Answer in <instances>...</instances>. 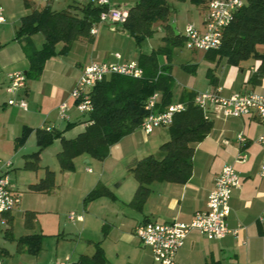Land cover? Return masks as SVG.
Returning a JSON list of instances; mask_svg holds the SVG:
<instances>
[{
  "label": "crops",
  "instance_id": "1",
  "mask_svg": "<svg viewBox=\"0 0 264 264\" xmlns=\"http://www.w3.org/2000/svg\"><path fill=\"white\" fill-rule=\"evenodd\" d=\"M136 1L137 0H110V4L113 7L128 9ZM16 2L18 3V0H0L6 15V21L0 25V27L8 25L7 23L11 22V19L12 24L18 22L19 25L21 16L29 11V9L26 8L24 14H22L19 9H17L18 11L16 12L8 11V6L11 5V3V6H13ZM67 5L68 2H66L65 7H67ZM186 5L185 11H180L176 7L172 9L168 17V23L175 34L183 35L186 23H193L200 29L203 27L205 9L203 14L200 15L196 13L198 6L194 4ZM192 7H195V10ZM105 23L110 26L109 29H111V31L108 30L107 26L104 27ZM159 23L160 31L166 34L167 30L165 28V23H161L160 21ZM117 25L118 23H100V31L97 30V33L92 35V52L89 55H80L81 52L79 51V54L69 55V53H67L50 58L45 63L42 75L38 80H34L32 83L30 80H27L24 87H20L14 92H8L7 87L10 85L9 74L15 72L24 73L28 68V60L22 51L21 45L17 40H14L13 37L12 40L16 42L15 56L13 55V59L7 62L8 64L11 62L10 64L12 66L7 67L8 70L3 73V76L0 78V91L2 93V97L0 98V100H2V105L0 107L4 110L3 116H8L6 113L13 112H7L10 106L17 107V105L8 104L6 100L12 96L17 100L24 99V94H29L28 98L31 99L32 104L38 107V113L41 114L43 105L42 99L38 101V94L44 90L43 87L45 84H49V87H51L48 97L55 99L56 103H54L53 108H51L46 115L44 114V117L37 118V124L30 123V118H27L26 112L20 118L14 115L18 123H13L15 120L13 122L9 121L6 131L9 140L8 144H10L11 147L22 132V126L32 128V133L36 136V128H44V126L50 125L58 130H63L67 123L79 122L63 132V136L66 138H73L84 130L86 123L81 121L85 117V114L79 113L74 108H71L69 111V120L60 119L59 121H51L52 119L48 120V118H52L55 112L58 111V106L62 102L71 103L69 93L78 80L82 68L84 65L88 64L89 61H95L94 59L96 58L99 59L100 62L116 61L117 59L113 55L115 52L120 53L121 60L138 61L137 58L139 54L144 53L139 50V54L136 56V45L134 46L131 42L129 43L133 50L130 48L128 51L122 47H116V44L112 43L117 40L116 36L118 35H120V37L123 35L127 36L125 31L116 33ZM99 32L100 35L98 36ZM13 34L15 35V31ZM35 37L34 35L33 39ZM84 40L85 38L76 40L72 48L75 47L76 49ZM0 45L5 46L1 43V40ZM159 46L164 45L162 43ZM159 46L153 47L152 49H156ZM256 46L258 49V44ZM262 50L264 52V49ZM194 51L195 53L198 52V50ZM202 55L203 54H201V56ZM202 58H204V55ZM204 59L207 61V70L205 73H202L199 81L197 80L198 68L193 70V74L187 77L182 76L183 78H180V81L176 79L180 82L178 83L175 80L174 67H171L174 84H178V91L180 93L178 97H175V85L173 84L172 95L174 96L170 104L182 103L180 98L183 92H197L216 87L220 88V93L223 96H229L232 93L241 91H254L264 94V76L257 84L249 81L250 77L257 72L261 64L260 59L250 58L241 61L238 66L227 63L224 58L212 61L206 58ZM17 61L20 62V67L18 65H13V63ZM208 69H211L217 78V86L210 84L207 75ZM178 76L180 77V75ZM10 116L8 117L10 118ZM208 116L212 120L213 126L208 135L202 141L195 144L192 157V175L187 182H152L150 193L141 209H137L130 204L134 193L132 194L129 191L128 193L126 192L125 195L122 193H113L115 198H112L113 204L111 210L115 216V221L113 223V228L117 231L115 240L117 243L123 242L126 248H130V251L134 255V264H146L147 255H149L151 259L150 263H154L150 248L144 246L135 236V226L146 220L157 222L173 220L178 222L190 221L195 212L206 208L208 194L213 188L215 177L226 163L234 164L241 179L240 187L234 189L230 195V213L227 218V223L231 229L239 227H241V229L238 231L237 236L229 233L220 239L212 240L206 238L199 230H191L183 246L176 253V264H264V178L259 173L260 164L264 157V144H259L255 141L264 131V121H261L253 115L243 117L226 116L222 113L221 108L216 105L209 106ZM160 128L161 127L155 128L151 133ZM164 128L166 129L168 127ZM137 131H141L144 136L143 139L140 137V134H136ZM151 133H146L141 127H138L132 133L122 137L117 143L113 144L110 147L109 155L104 160H100V179L94 181L92 185H96L98 182L101 183L102 180H104L103 176L106 172L114 173L115 170H119L123 167L128 168V165L138 159L137 154L144 153L147 150L144 147V143L147 142V136ZM240 133L247 138V142L245 146H243L246 159L238 162L235 161V158L237 152L240 150V145L237 140V136ZM51 145L57 150V153L61 150L60 139H55ZM23 149L25 148L23 147ZM16 153V151L13 152L12 150L10 152L0 153L1 158L9 159L12 162V166L8 171V176L12 189L19 195L18 205L7 214L6 221L3 222L6 224L5 230L8 227L13 229L15 216H18L21 223L19 235H15L13 232L11 236L19 237L31 233L43 235L42 247L39 253L30 254L25 250L20 252L17 251V264H59L62 262L71 264L76 262L80 255H92L95 252L96 242L94 243L91 235H88L90 237H81V239L78 237L76 241L72 240L74 238L72 237V232L69 231L70 226L65 224L57 211L59 209L58 204H53V207H51L49 195H51L55 188L53 187L49 191H35L29 188L31 183L37 182L45 176L49 166L47 165L44 171L45 173L37 171L34 175H29L28 179H21L19 176L16 177L15 171L16 168H21V164L24 165L27 154L19 156L18 165L12 161ZM43 155V153L40 155L41 159H43ZM81 157L84 158V162H89L93 159L85 155ZM14 177L15 179H13ZM103 185L107 186V182L105 181ZM26 193L32 195L31 197L37 198L33 199L29 198V196L23 197ZM23 204L24 209L21 210ZM27 210L35 212L34 219L29 225L25 223V212ZM69 214L67 215L68 221L80 223L81 233L79 234L80 236L83 235L87 227V223L85 224V216L80 213H75L76 215H81L82 219L70 220L68 217ZM9 219H11V224L7 221ZM109 234L110 231L107 236H109ZM48 237L55 241L54 251L50 254L46 253L48 251L45 252V248L43 247V243ZM46 244L47 243H45V245ZM141 244L144 246V249L147 248V252L145 251L143 253V249L141 251ZM2 248L10 254L11 251L8 247ZM103 250L106 256V250L104 248ZM130 251L127 250V252L131 254ZM11 258H15L12 253L10 254L8 262ZM107 263L108 259L106 264ZM0 264H3V262L0 261Z\"/></svg>",
  "mask_w": 264,
  "mask_h": 264
},
{
  "label": "trees",
  "instance_id": "2",
  "mask_svg": "<svg viewBox=\"0 0 264 264\" xmlns=\"http://www.w3.org/2000/svg\"><path fill=\"white\" fill-rule=\"evenodd\" d=\"M65 8L55 9L51 2L41 7L32 6L29 0H23L29 9L20 18L15 30L17 40L28 60V68L24 71L27 79H38L50 58L67 54L72 44L80 38L93 40L90 33L92 25L98 21L99 15L107 7L99 6L91 1L68 0ZM186 1V0H181ZM195 6L206 8L209 0H187ZM244 3L233 14L231 22L224 27L221 44L217 49L205 51V58L212 61L224 58L227 63L238 66L241 61L250 58L260 59L261 64L249 81L257 84L264 76V53L256 50L257 44L264 43V0H243ZM172 7L168 0H137L128 8L126 19L121 23L122 29L130 35L137 45L154 32L153 24L157 21L165 23L167 30L163 37L166 46H159L150 53H140L138 63L144 74L140 78L111 74L100 80L91 90L93 110L81 122L86 123L83 131L73 138H66L63 132L79 122H69L63 130L52 128H36L37 149L30 153L32 159L26 163L34 164L40 151L55 139H60L61 150L57 153L61 170H72L74 159L85 155L104 160L110 153V147L122 137L132 133L144 117L149 113L145 108L146 101L154 92L160 93L156 110L161 111L172 102L174 79L171 64L158 62L157 53L165 52L170 45H181L183 35L175 34L168 17ZM41 33L43 41L36 45L33 36ZM169 58V57H168ZM189 71L195 64L183 65ZM207 75L210 84L217 86V78L211 69ZM196 93L183 92L180 98L184 109L173 115L168 126L169 138L159 149L163 155L159 158L153 154L143 156L128 165V171L137 181V186L130 204L141 209L150 193V185L154 181L185 183L192 175V157L195 144L202 141L213 126L212 120L194 103ZM31 128L23 127L16 138V144H23ZM26 165V164H25ZM54 187V173L46 170L45 176L31 183L29 188L35 191H49ZM107 196L115 198L113 192L105 185L98 184L85 198L86 201ZM26 225L34 219L35 212L27 210ZM8 215H6L7 217ZM9 223L11 219L7 220ZM11 224V223H10ZM11 236V227L5 230ZM42 234L31 233L19 236L17 250L37 254L42 247ZM13 238V237H12ZM1 253H7L0 249ZM107 258L100 241L95 243L92 255H80L71 264H106ZM231 264V263H230Z\"/></svg>",
  "mask_w": 264,
  "mask_h": 264
},
{
  "label": "built area",
  "instance_id": "3",
  "mask_svg": "<svg viewBox=\"0 0 264 264\" xmlns=\"http://www.w3.org/2000/svg\"><path fill=\"white\" fill-rule=\"evenodd\" d=\"M53 2L54 0H44ZM91 1L96 5L107 7L103 10L91 29V35L97 33V26L100 23L121 24L126 19L128 9L113 7L110 0H81ZM243 0H209L205 8L203 27L200 29L193 23H186L183 31L185 45L191 50H213L217 49L222 40V32L232 20L234 12L243 5ZM6 21L5 9L0 3V25ZM116 61H91L84 65L82 72L70 91L71 103L62 102L58 106L60 119L69 120V110L75 108L81 114H88L93 110L90 90L105 76L120 74L135 78L143 76V68L138 61L121 60V55L115 52ZM10 85L8 92H14L24 87L27 78L22 72L9 74ZM160 100V93L154 92L148 97L145 108L149 113L144 117L140 127L151 133L155 128L168 127L172 123L175 112L184 109L183 103L169 104L163 110L157 111L156 105ZM194 103L197 104L208 116L209 106L216 105L226 116L243 117L253 115L264 121V94L254 91H241L223 96L220 88L207 89L196 92ZM10 105H17L23 109L27 108L24 99L15 101L10 99ZM45 130L51 131L53 126H44ZM240 150L237 152L235 161H244L246 155L244 147L247 138L240 133L237 136ZM264 144V131L255 140ZM12 166L9 159L0 157V222L6 221L9 214L19 203V195L12 189L8 171ZM260 175L264 178V157L259 168ZM241 179L233 163H226L216 175L214 185L208 194L206 208L195 212L188 222L165 221L157 222L146 220L138 223L134 228L135 236L144 246L150 248L155 264H176V253L183 246L184 241L193 229L199 230L208 239H220L226 234L238 235L241 227L231 229L228 226L227 218L230 213L229 199L231 192L239 188ZM264 193V192H263ZM70 220H81V215L74 212L69 214ZM59 264H67L62 262Z\"/></svg>",
  "mask_w": 264,
  "mask_h": 264
},
{
  "label": "rangeland",
  "instance_id": "4",
  "mask_svg": "<svg viewBox=\"0 0 264 264\" xmlns=\"http://www.w3.org/2000/svg\"><path fill=\"white\" fill-rule=\"evenodd\" d=\"M172 9L175 7L179 9L180 11H185V7L187 6L186 4H192L189 1H181V0H168ZM32 6H38L41 7L42 5L45 4L44 0H29ZM66 2H69L68 0H54L52 3L53 8L55 9H61L65 8ZM17 3V2H16ZM14 4L13 6L12 3L11 5L8 6V11L16 12L21 11L22 14L25 13V6L23 0H18L17 4ZM18 7V8H17ZM193 8V7H192ZM195 8V7H194ZM193 8V9H194ZM27 9V8H26ZM195 10V9H194ZM204 8L198 7L196 9L197 14H203ZM8 25H3L0 27V40L1 43L5 46L0 45V78L3 76V73H5L8 69L7 67L12 66L10 63L8 64L9 60L13 59V55L15 56V48H16V42H14L12 39L14 37V31L18 25V22L15 24H12V19L11 22L7 23ZM108 28V30L111 31L110 26L105 23V26ZM154 32L151 36L145 37L141 42L140 45H137L134 41V39L128 35H123L120 37V35L116 36L117 40L112 42L113 44H116V47H122L128 51V49H132V46L130 45L129 42L133 43L134 46L136 47V56L139 54V50L143 51L144 53H150L153 49V47H157L163 43V45L166 46V42L164 41L163 37L166 35L165 33L160 31V23L159 21L155 22L153 24ZM5 29V30H4ZM97 30L100 31V24L97 26ZM117 32L120 33L123 32L124 30L122 29V26L120 24L117 25L116 28ZM100 35V32L98 36ZM35 42L37 46H40L41 42L43 41V36L41 33L35 34ZM122 38V39H120ZM8 41V42H7ZM93 40H90L88 38H85L84 42L80 46H77L76 49L75 47L70 48L69 50V55L72 54H79V51L81 52L80 55H89L91 51V44ZM6 43V44H4ZM74 44V43H73ZM72 44V45H73ZM168 50L165 49V52H160L157 53V59L160 65L162 64H171V67H174V73H175V80L177 79L180 81V78H183L182 76H189L190 74H193L194 71H189L183 65H190V64H195V68H198V78L197 80L199 81L201 78L202 73H205L207 70V61L204 59L205 58V51L198 50L197 53H195L194 50H191L186 47L185 45V40L181 45H170L167 48ZM264 43L258 44V49L256 46V50L259 53H264ZM129 50V51H132ZM197 51V50H196ZM201 54L203 55L201 56ZM169 57V58H168ZM191 57V58H189ZM138 59V58H137ZM255 59V58H253ZM95 61H100L99 59H94ZM48 61V60H47ZM91 62V61H89ZM88 62V63H89ZM13 65H18L19 67L21 66L20 62L17 61L13 63ZM184 68V69H183ZM4 69V70H3ZM183 69V70H182ZM186 72H185V71ZM172 72V70H171ZM181 72V73H180ZM190 72V73H187ZM180 75V77L178 76ZM40 78V77H39ZM38 78V79H39ZM38 79H27L30 80L31 83L34 82V80ZM174 79V78H173ZM176 80V81H177ZM177 81V82H178ZM180 83V82H178ZM174 84V83H173ZM175 85V97H178V94L180 93L178 90V84ZM173 85V86H174ZM44 90L38 94V101L42 99V113H38V107L35 104L31 103V99L28 98L29 94L23 95L28 107L26 109H22L21 107H13L10 106L9 110L7 112H12V113H6L8 116H3L4 110L1 109L0 107V153L2 152H10L11 150L13 152H17L15 158L12 160L14 163L18 164V158L22 154H27L25 157V162L24 165L21 164V168H16V177H20L21 179H28L29 175H34L37 171H42L44 172L45 169L47 168V165L49 166L48 169L53 171L54 173V191L49 195L50 200H51V207H53V204H58L59 209L57 210L58 213L60 214L62 220L65 222V224H68L70 226V230L72 232V237L74 241L79 237L85 238L88 235H91L92 239L94 240V243L97 241H101L100 244L101 246L106 250V257L108 259L107 264H134V255L130 251V248H126L125 244L123 242L117 243L115 238L117 235V231L113 228V223L115 221V216L112 213L111 206L113 204L112 198H109L107 196H102L98 197L96 199H90L88 201L85 200L86 196L98 185V184H104V182H107V187L113 192V193H122L125 195V193L128 191L131 192L132 194L134 193V190L137 186V181L135 180L134 176L128 171V168H121L119 170H115L114 173H105L103 176V179L101 183L98 182L96 185H92L94 181H98L100 179V173H101V168H100V160L93 158L89 162H84V158L81 156H78L74 159V168L72 170H61L60 164H59V159L57 157V150L54 149V147L50 144L47 147L43 148L40 151L39 158L35 160V163L32 165L30 163H26L28 159H32L30 156H28L30 153H32L34 150L37 149V143H36V136L34 133H32V128L31 131L27 134L25 141L23 144H16L14 142V145L8 144V138H7V125L9 121H14L17 118L14 115L19 116V118L26 112L27 118H30V123H38L37 118L44 117V114L53 108L54 103H56V100L53 98H49L48 96L50 95L49 90L51 87H49V84H45L43 87ZM205 91V90H202ZM202 91H197V92H202ZM196 93V92H194ZM47 95V96H46ZM70 95V93H69ZM172 95V97L174 96ZM2 97V93L0 91V98ZM10 97V96H9ZM70 97V96H69ZM6 99V98H5ZM10 99H13L15 101H19L21 99H16L15 97H10L6 101L8 102ZM72 102V101H70ZM2 100H0V106L2 105ZM12 108V109H11ZM35 108V109H34ZM71 109V107H70ZM75 109V108H74ZM55 111V110H54ZM70 111V110H69ZM54 114V113H53ZM47 119V118H46ZM45 119V120H46ZM51 121H59V112L56 111L55 114L52 116ZM16 120L13 122L15 123ZM18 123V122H16ZM23 125V124H21ZM24 127V126H22ZM27 127V126H25ZM30 128V127H29ZM21 134V133H20ZM19 134V135H20ZM136 134H140V137L142 139L144 138L143 134L141 131H137ZM169 134H168V129L161 127L160 129L154 131L151 133L149 136H147V142L145 144V148L147 149L144 153L137 154L138 159L146 156L148 154H153L155 157L159 158L163 155V152L159 149V145L168 140ZM14 146V149H13ZM23 147L25 149H23ZM9 149V150H8ZM11 149V150H10ZM43 155V159L40 158L41 154ZM0 154V156H1ZM26 164V165H25ZM19 165V164H18ZM13 173V172H12ZM45 173V172H44ZM113 175V176H112ZM12 177V176H11ZM15 179V177L13 178ZM17 179V178H16ZM21 181V180H20ZM122 183V184H120ZM102 184V185H103ZM151 186V185H150ZM29 198H37V197H31L32 195L25 194L23 197H28ZM21 210L24 209V204L21 206ZM74 213H80L85 216V224L87 223V227L85 229L84 234L80 236L79 233H81V226L79 225L80 223L78 222H69L67 219V215L70 212ZM17 214V213H16ZM20 214V213H18ZM48 218V217H47ZM20 218L18 216H15V221L13 224V229L11 228V234L14 232L15 235H19V229L21 227L20 223ZM5 226L6 224L3 222H0V249L2 247H5L11 251L10 254H14L15 258H11L10 261L8 262V259L10 258L9 252L7 253H1L0 254V261L3 262V264H17V241L16 239L18 237L15 236H7L5 235ZM110 231L109 236H107L108 232ZM107 236V237H105ZM13 237V238H12ZM90 237V236H88ZM47 238V237H46ZM78 239V240H79ZM54 239L48 237L46 241L43 243V247L45 248L46 253H51L54 251ZM5 243V244H4ZM45 243H47L45 245ZM16 248V250H15ZM140 249L143 253L146 251L144 249V246L142 244L140 245ZM130 251L131 254L129 252ZM147 252V251H146ZM150 257L147 255V260L146 264H155V263H150Z\"/></svg>",
  "mask_w": 264,
  "mask_h": 264
}]
</instances>
